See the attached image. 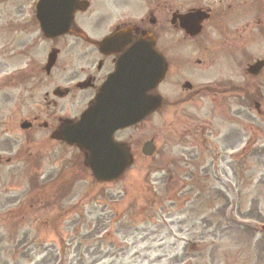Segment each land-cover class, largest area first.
Masks as SVG:
<instances>
[{"label": "rangeland", "instance_id": "374dc122", "mask_svg": "<svg viewBox=\"0 0 264 264\" xmlns=\"http://www.w3.org/2000/svg\"><path fill=\"white\" fill-rule=\"evenodd\" d=\"M29 3L0 0V79L6 84L0 106L13 91L8 76L41 61L48 48L29 19ZM251 48L257 50L256 43ZM240 80L241 71L224 56L201 72L209 91L186 110L195 109L196 119L184 120L195 125L194 139L182 135L183 124L167 127L160 115L118 133L121 139L133 133L135 144L153 136L157 152L143 158L133 146V165L113 182L94 183L81 151L56 143L55 194L41 211L42 218H55L54 229L35 235L0 220V264H12L6 259L20 241L34 256L33 239L53 244L48 258L70 264H184L188 257L192 264H264V113H243L236 94L224 92ZM251 87L264 98V88ZM169 89L178 95L176 86Z\"/></svg>", "mask_w": 264, "mask_h": 264}, {"label": "flooded vegetation", "instance_id": "af4514ba", "mask_svg": "<svg viewBox=\"0 0 264 264\" xmlns=\"http://www.w3.org/2000/svg\"><path fill=\"white\" fill-rule=\"evenodd\" d=\"M14 1L21 6L25 0ZM36 1L28 0L29 19L48 48L41 61L23 65L10 80L15 84L10 95L15 105L0 113V217L12 229L53 228L55 218L42 220L41 211L53 202L58 176L52 169L43 170V165H51L56 158L53 143L57 141L50 135L73 115L67 107L58 112V106L77 99L90 103L119 55L137 38L145 37L165 61L156 92L164 96L160 87H177L178 95L168 93L154 112L167 127L196 119V110L187 117L184 105L195 107L203 89L201 72L218 56L241 71L242 84L232 86L231 81L230 85L244 91L238 103L247 110L243 113L252 109L264 113L263 94L256 90L258 101L249 91L251 86L264 88V65L256 73L247 71L250 64L264 59V0H74L68 31L54 37L46 36L38 22L64 21L69 10L56 0L59 10L45 8L37 14ZM110 35H114L113 44L101 49L100 41ZM255 43L257 50L251 48ZM53 48L57 49L55 61L47 70V55ZM125 143L133 147V134ZM38 241L33 239L39 253L36 261L25 256V242L20 241L17 248L21 249L6 262L20 264L25 259L52 264L56 257L48 258V248L53 244ZM184 260L192 264L190 257Z\"/></svg>", "mask_w": 264, "mask_h": 264}, {"label": "water", "instance_id": "95a60500", "mask_svg": "<svg viewBox=\"0 0 264 264\" xmlns=\"http://www.w3.org/2000/svg\"><path fill=\"white\" fill-rule=\"evenodd\" d=\"M68 0H62L66 4ZM58 2L42 0L40 10L45 8L59 10ZM46 30L52 22H43ZM133 48V81L128 76L129 64L126 57L121 59L117 71L105 82L97 95L95 103L87 110L80 121L68 127L66 139L79 143L89 150L86 163L91 167L98 180H110L119 176L130 163L127 149L112 140L117 128L130 125L143 116L159 102L158 97L146 94L162 74V65L150 50L146 40H139ZM126 65V67H124ZM154 150L151 142L144 144L143 152L151 154Z\"/></svg>", "mask_w": 264, "mask_h": 264}]
</instances>
